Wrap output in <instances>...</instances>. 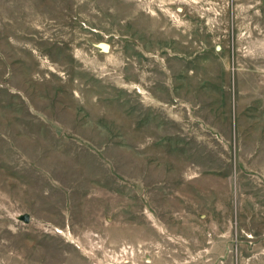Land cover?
<instances>
[{
  "label": "rangeland",
  "instance_id": "1",
  "mask_svg": "<svg viewBox=\"0 0 264 264\" xmlns=\"http://www.w3.org/2000/svg\"><path fill=\"white\" fill-rule=\"evenodd\" d=\"M0 264H264V0H0Z\"/></svg>",
  "mask_w": 264,
  "mask_h": 264
},
{
  "label": "water",
  "instance_id": "2",
  "mask_svg": "<svg viewBox=\"0 0 264 264\" xmlns=\"http://www.w3.org/2000/svg\"><path fill=\"white\" fill-rule=\"evenodd\" d=\"M101 46H104V48H105L104 50H107V48H108L107 45H105V44H102ZM101 46H100V47H101ZM23 220H24L25 222H27V221H28V218H27L26 216H24V217H23Z\"/></svg>",
  "mask_w": 264,
  "mask_h": 264
}]
</instances>
